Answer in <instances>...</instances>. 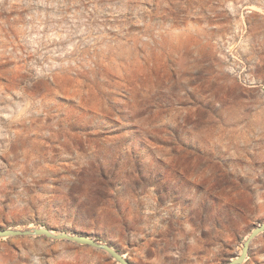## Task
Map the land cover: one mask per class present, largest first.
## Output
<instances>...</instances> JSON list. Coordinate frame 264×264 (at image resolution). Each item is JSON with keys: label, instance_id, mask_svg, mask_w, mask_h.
Instances as JSON below:
<instances>
[{"label": "rangeland", "instance_id": "rangeland-1", "mask_svg": "<svg viewBox=\"0 0 264 264\" xmlns=\"http://www.w3.org/2000/svg\"><path fill=\"white\" fill-rule=\"evenodd\" d=\"M263 221L264 0H0V228L225 264ZM0 264L120 263L18 236Z\"/></svg>", "mask_w": 264, "mask_h": 264}, {"label": "water", "instance_id": "water-1", "mask_svg": "<svg viewBox=\"0 0 264 264\" xmlns=\"http://www.w3.org/2000/svg\"><path fill=\"white\" fill-rule=\"evenodd\" d=\"M264 232V221L254 226L242 242L240 252L227 261L225 264H241L248 253L249 245L252 239ZM18 236H44L49 239L66 240L77 244L86 245L97 250L106 252L110 257L120 264H132L122 253L112 247L110 244L102 242L95 237L86 234L72 233L67 231H55L48 227L33 226L25 228L6 227L0 228V238L18 237Z\"/></svg>", "mask_w": 264, "mask_h": 264}, {"label": "bare ground", "instance_id": "bare-ground-1", "mask_svg": "<svg viewBox=\"0 0 264 264\" xmlns=\"http://www.w3.org/2000/svg\"><path fill=\"white\" fill-rule=\"evenodd\" d=\"M124 257H125V255L124 254H122Z\"/></svg>", "mask_w": 264, "mask_h": 264}]
</instances>
